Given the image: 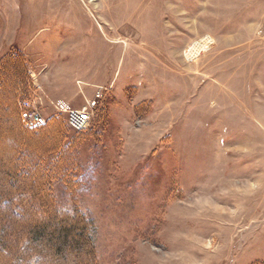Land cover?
Listing matches in <instances>:
<instances>
[{"label": "rangeland", "instance_id": "374dc122", "mask_svg": "<svg viewBox=\"0 0 264 264\" xmlns=\"http://www.w3.org/2000/svg\"><path fill=\"white\" fill-rule=\"evenodd\" d=\"M3 58L7 85L26 71L46 119L57 100L94 102L88 129L64 134L73 190L52 189L91 221L96 264H264V0H0ZM18 91L0 95L3 188L26 136ZM48 131L32 136L38 152L61 142ZM37 246L42 264L85 258Z\"/></svg>", "mask_w": 264, "mask_h": 264}, {"label": "trees", "instance_id": "16d2710c", "mask_svg": "<svg viewBox=\"0 0 264 264\" xmlns=\"http://www.w3.org/2000/svg\"><path fill=\"white\" fill-rule=\"evenodd\" d=\"M11 58L0 60V95L7 94L11 86L19 90L12 95L10 106L14 119L26 136L15 144V150L9 156L13 163L11 169L1 172V176L9 183L6 188L0 187V206L7 204V207L0 210V215H6L9 220L0 226V246L3 247H0V254L6 257V264H15L24 254L32 253L36 264H42V251L37 243L44 240L51 244L55 255L61 260L66 258L63 254L67 247L85 255L83 260H73L71 264H96L91 221L78 209L67 211L59 208L52 189L54 182L66 180L65 185L70 187L71 192L73 190L74 174L71 172L77 167V159L69 151L70 143L63 144L64 134L72 129L66 115L62 113L52 114L40 126L26 124L22 117L23 103L30 99L31 79L25 71L20 77L21 86L15 82L7 85L6 79L12 69L7 66L13 62H10ZM7 59H10L9 64ZM5 121L9 123L10 119ZM48 128L50 137L60 138L61 142L49 146L45 152H38L36 147L42 149V146L32 136ZM69 177L72 178L69 180ZM75 179L77 181L74 183L78 184L84 181L83 175ZM27 216H33L35 221L25 226L26 231H23L19 227L20 220ZM59 216L63 217V223L51 232V222Z\"/></svg>", "mask_w": 264, "mask_h": 264}, {"label": "built area", "instance_id": "2783aa9c", "mask_svg": "<svg viewBox=\"0 0 264 264\" xmlns=\"http://www.w3.org/2000/svg\"><path fill=\"white\" fill-rule=\"evenodd\" d=\"M93 103L90 102V108L78 109L73 107L68 101L57 100L53 103V106L57 113L66 115L68 125L72 130L84 131L88 129L94 117L92 111ZM23 106L22 117L28 126H40L46 123L47 119L32 99L24 101Z\"/></svg>", "mask_w": 264, "mask_h": 264}, {"label": "bare ground", "instance_id": "6f19581e", "mask_svg": "<svg viewBox=\"0 0 264 264\" xmlns=\"http://www.w3.org/2000/svg\"><path fill=\"white\" fill-rule=\"evenodd\" d=\"M55 134V133H54Z\"/></svg>", "mask_w": 264, "mask_h": 264}]
</instances>
